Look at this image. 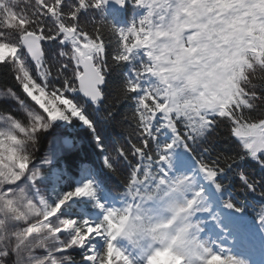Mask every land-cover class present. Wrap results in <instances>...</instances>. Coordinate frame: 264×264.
Here are the masks:
<instances>
[{
	"label": "snow or ice",
	"instance_id": "6c2138e0",
	"mask_svg": "<svg viewBox=\"0 0 264 264\" xmlns=\"http://www.w3.org/2000/svg\"><path fill=\"white\" fill-rule=\"evenodd\" d=\"M0 264H264V0H0Z\"/></svg>",
	"mask_w": 264,
	"mask_h": 264
}]
</instances>
